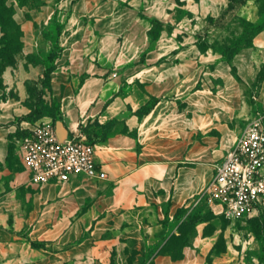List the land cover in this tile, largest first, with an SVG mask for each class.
I'll list each match as a JSON object with an SVG mask.
<instances>
[{
	"label": "crops",
	"instance_id": "crops-1",
	"mask_svg": "<svg viewBox=\"0 0 264 264\" xmlns=\"http://www.w3.org/2000/svg\"><path fill=\"white\" fill-rule=\"evenodd\" d=\"M8 2L22 49L0 74V264H264L212 213L186 245L159 252L264 108V27L230 62L219 52L226 16L255 23L258 0ZM49 65L57 122L65 138H91L105 179L28 184L17 140Z\"/></svg>",
	"mask_w": 264,
	"mask_h": 264
},
{
	"label": "built area",
	"instance_id": "built-area-1",
	"mask_svg": "<svg viewBox=\"0 0 264 264\" xmlns=\"http://www.w3.org/2000/svg\"><path fill=\"white\" fill-rule=\"evenodd\" d=\"M17 140V152L28 184L41 188L71 177L105 179L97 169L95 146L72 133L60 141L48 118L29 124ZM209 211L229 223L245 221L264 211V111H256L235 138L199 195Z\"/></svg>",
	"mask_w": 264,
	"mask_h": 264
},
{
	"label": "trees",
	"instance_id": "trees-1",
	"mask_svg": "<svg viewBox=\"0 0 264 264\" xmlns=\"http://www.w3.org/2000/svg\"><path fill=\"white\" fill-rule=\"evenodd\" d=\"M231 1L234 4H238L242 3L244 0H230V3L228 4L229 9L233 8L234 6L231 4ZM18 2L19 4L24 5L28 3L29 0H18ZM257 10L258 14L260 15V19L257 22H247L239 17V21L242 23V26L240 27V32L237 39L231 43L223 42L220 45L219 52L226 62H230L233 55L240 51L241 48H239L237 45L239 42H243L244 44L248 43L247 45H250L252 35L264 27V0H258ZM13 11V5L9 4L8 0H0V74L2 69L7 64L12 62L13 56L22 49V42L20 40L21 28L13 19ZM57 55V52H51L47 56V60L51 63L57 57ZM53 70V65L47 66L43 79L41 80L42 89L34 90V103L30 113L24 118V120L28 121L30 124H34L44 118L50 119L53 124L60 120L58 103L51 97L46 99V97L50 95L51 92L50 74ZM263 78L264 61L255 76L254 83L257 84ZM26 134L27 132L24 130L21 132L20 137L25 136ZM87 136L89 137L88 134ZM87 140L90 144H93L90 137L87 138ZM204 206L205 200L202 199V202L199 204V206H197V209L179 222V224L176 226L178 235L174 236L171 234L166 239L162 248L159 250L160 253L172 254V252H175L177 249L187 244L189 236H191L193 233L194 225L199 221L208 220L212 217V214L209 210H205L203 213H201V211L204 209ZM184 211V209L176 210L174 221H177L178 218L182 216ZM257 217L251 218L249 220L256 219ZM162 226H166V221L162 222ZM32 245L35 246L36 244L32 243Z\"/></svg>",
	"mask_w": 264,
	"mask_h": 264
},
{
	"label": "rangeland",
	"instance_id": "rangeland-1",
	"mask_svg": "<svg viewBox=\"0 0 264 264\" xmlns=\"http://www.w3.org/2000/svg\"><path fill=\"white\" fill-rule=\"evenodd\" d=\"M226 25H225V34H224V42H233L237 39L238 34L240 32V27L242 23L239 21V16L236 10H232L226 16ZM248 43L239 42L238 47L242 49L250 48ZM263 63V62H262ZM256 88L252 89V92L255 93ZM259 111H263V107L258 108ZM18 159V156H16ZM19 160V159H18ZM198 198V199H197ZM202 198L196 197L195 203L197 206L201 204ZM235 233L239 237L240 240H249L250 246H258V250L261 252L262 258H264V211L253 220H245V221H236L232 227Z\"/></svg>",
	"mask_w": 264,
	"mask_h": 264
},
{
	"label": "water",
	"instance_id": "water-1",
	"mask_svg": "<svg viewBox=\"0 0 264 264\" xmlns=\"http://www.w3.org/2000/svg\"><path fill=\"white\" fill-rule=\"evenodd\" d=\"M55 131L60 141L65 139V129L63 128L60 122L55 123Z\"/></svg>",
	"mask_w": 264,
	"mask_h": 264
}]
</instances>
